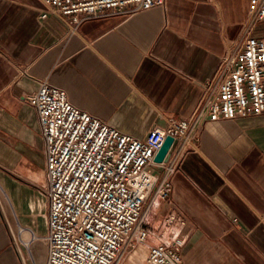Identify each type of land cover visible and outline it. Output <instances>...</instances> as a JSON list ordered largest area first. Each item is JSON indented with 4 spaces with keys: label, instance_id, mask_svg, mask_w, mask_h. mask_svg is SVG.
I'll return each mask as SVG.
<instances>
[{
    "label": "crops",
    "instance_id": "obj_1",
    "mask_svg": "<svg viewBox=\"0 0 264 264\" xmlns=\"http://www.w3.org/2000/svg\"><path fill=\"white\" fill-rule=\"evenodd\" d=\"M45 12L41 0H0V264L46 260L44 142L27 100L39 82L143 139L191 117L248 20L250 0H164L133 16L86 21L74 33ZM198 138L168 201L153 192L145 200L147 237L126 264H146L158 245L177 247L182 264H264V114L206 123ZM176 148L149 166L157 181Z\"/></svg>",
    "mask_w": 264,
    "mask_h": 264
},
{
    "label": "built area",
    "instance_id": "obj_2",
    "mask_svg": "<svg viewBox=\"0 0 264 264\" xmlns=\"http://www.w3.org/2000/svg\"><path fill=\"white\" fill-rule=\"evenodd\" d=\"M41 1L47 8L42 18L60 17L72 33L86 21L164 7V0ZM263 23L264 0H250L248 20L216 75L205 83L191 117L170 119L165 127L150 129L143 139L120 133L73 106L64 90L39 82L27 100L44 142L45 264H118L128 248L145 242L147 232L141 222L145 200L153 192L168 201L172 177L184 155L197 149L201 128L264 114V30H258ZM166 138H172L171 148H177L157 181L148 168ZM175 219L170 215L167 222ZM24 231L21 228L18 234ZM24 246L28 249V244ZM20 262L35 264L21 256ZM146 264H182L180 251L175 246L151 247Z\"/></svg>",
    "mask_w": 264,
    "mask_h": 264
},
{
    "label": "water",
    "instance_id": "obj_3",
    "mask_svg": "<svg viewBox=\"0 0 264 264\" xmlns=\"http://www.w3.org/2000/svg\"><path fill=\"white\" fill-rule=\"evenodd\" d=\"M173 143L172 138H166L165 141L163 142L161 148L159 151L156 153L153 163L154 164H162L163 162L166 161V158L168 156V153L171 149Z\"/></svg>",
    "mask_w": 264,
    "mask_h": 264
},
{
    "label": "rangeland",
    "instance_id": "obj_4",
    "mask_svg": "<svg viewBox=\"0 0 264 264\" xmlns=\"http://www.w3.org/2000/svg\"><path fill=\"white\" fill-rule=\"evenodd\" d=\"M258 30H264V23L259 25ZM131 248H128L122 255L121 258L119 260L118 264H126L129 258H132L134 255L132 253ZM139 259V257H137Z\"/></svg>",
    "mask_w": 264,
    "mask_h": 264
}]
</instances>
